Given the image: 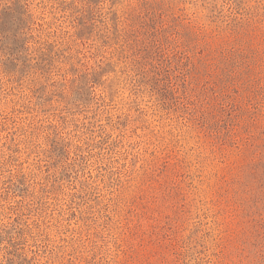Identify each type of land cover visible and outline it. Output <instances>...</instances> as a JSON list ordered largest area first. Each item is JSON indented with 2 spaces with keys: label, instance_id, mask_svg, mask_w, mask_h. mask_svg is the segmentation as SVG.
Returning a JSON list of instances; mask_svg holds the SVG:
<instances>
[{
  "label": "rangeland",
  "instance_id": "rangeland-1",
  "mask_svg": "<svg viewBox=\"0 0 264 264\" xmlns=\"http://www.w3.org/2000/svg\"><path fill=\"white\" fill-rule=\"evenodd\" d=\"M0 264H264V0H0Z\"/></svg>",
  "mask_w": 264,
  "mask_h": 264
},
{
  "label": "clouds",
  "instance_id": "clouds-1",
  "mask_svg": "<svg viewBox=\"0 0 264 264\" xmlns=\"http://www.w3.org/2000/svg\"><path fill=\"white\" fill-rule=\"evenodd\" d=\"M32 11H33V14H34V15H37V14H38V12H37V10H36V6H35V4H33V6H32Z\"/></svg>",
  "mask_w": 264,
  "mask_h": 264
}]
</instances>
